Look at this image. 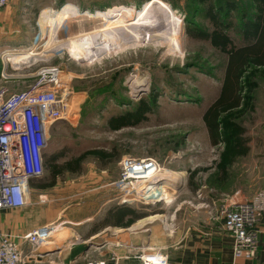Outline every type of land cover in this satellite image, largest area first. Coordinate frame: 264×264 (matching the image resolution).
Segmentation results:
<instances>
[{
  "label": "rangeland",
  "instance_id": "rangeland-1",
  "mask_svg": "<svg viewBox=\"0 0 264 264\" xmlns=\"http://www.w3.org/2000/svg\"><path fill=\"white\" fill-rule=\"evenodd\" d=\"M235 2L238 7L232 12L229 34L236 46H242L245 44L241 31L242 12L251 16L257 10L253 0ZM10 4L20 9L21 20L29 21L31 33L36 38L20 52L36 50V54L25 61L21 57H17L18 61L7 58L10 62L7 72L16 76L3 82L9 91L26 90L38 70L47 66L65 69L72 77L74 99L69 121L58 122L49 130L50 139L44 153L45 172L39 182L47 183L52 179L47 170L50 158L56 164H63L91 148L113 155L112 162L105 167L94 161L93 156L87 157L79 173L69 172L58 178L59 188L54 190L55 195L59 194L57 190L64 188L66 177L74 175L69 179L79 182L80 175L88 169L85 166L88 162L94 164L96 172L106 170L118 176V160L125 156L156 159L164 168L160 176L173 177L175 183L161 182L156 186L161 187L157 190L161 192L158 194L161 202H136L130 206L148 216H163L161 221L137 229L133 239L134 243L146 246L148 251H161L160 247L174 240L177 229L187 228L193 222L205 226L208 217L217 223L212 216L219 215L222 204L219 200L224 198L215 191L216 185L221 189L243 187L250 196L264 188V77L261 75L257 78L254 111L247 112L242 119L250 138L251 152L237 161L225 184L213 178L215 172L211 169L198 171L213 168L220 153V147H214L210 142L203 116L220 96L228 61V56L214 48L210 41L194 39L187 34V30L197 28L212 30L205 17L204 5L191 0H10ZM66 4L80 12L91 13L116 7L142 11L150 4L159 9L169 8L166 12L156 13L145 23L118 17L120 19H114L117 26H123H112L109 30L106 26L111 25L112 20L107 23L102 19L72 17L61 29L53 17L45 20L50 13H55L56 17ZM26 64L33 66L19 72L10 69V65L21 69ZM4 67L1 59L0 68ZM81 93L86 99L79 106L84 100L78 97ZM143 101L152 108L146 119L119 131L109 128L111 117L135 110ZM200 194L202 198H199ZM214 202L219 204L218 207L213 206ZM209 209H215L212 215H209ZM63 232L61 229L54 236V246L44 249H54L44 257L54 258L47 264H62L64 252L60 248L69 244L64 240L69 235ZM111 235L92 239L89 253L74 264L96 260L93 253L101 252ZM76 236L72 240H84Z\"/></svg>",
  "mask_w": 264,
  "mask_h": 264
},
{
  "label": "built area",
  "instance_id": "built-area-1",
  "mask_svg": "<svg viewBox=\"0 0 264 264\" xmlns=\"http://www.w3.org/2000/svg\"><path fill=\"white\" fill-rule=\"evenodd\" d=\"M9 3L10 0H0V11ZM7 63L2 74L5 81L16 77L7 72ZM32 66L26 64L17 69L10 65V69L19 72ZM34 77L29 88L18 93H11L6 86L0 88V210L23 208L28 204L31 180L42 178L45 172L44 152L50 139L49 130L58 122L69 121L71 114L74 99L71 75L60 67L47 66L40 68ZM119 165L116 198L121 204L161 202L149 192L161 181L164 168L159 161L125 156ZM40 195V204L51 201L49 193ZM239 195L224 198L217 209L219 215L216 213L218 216L212 218L222 223L224 232L233 241L234 257L253 260L258 253L259 236L264 234V188L249 199H239ZM61 225H47L24 236L1 234L0 264H45L43 259L50 253L43 250L54 246V227ZM25 244L30 246V254L25 253ZM136 258L141 264H169L168 257L160 251L143 249ZM112 259L118 264L116 255ZM88 264L109 262L96 259Z\"/></svg>",
  "mask_w": 264,
  "mask_h": 264
},
{
  "label": "crops",
  "instance_id": "crops-1",
  "mask_svg": "<svg viewBox=\"0 0 264 264\" xmlns=\"http://www.w3.org/2000/svg\"><path fill=\"white\" fill-rule=\"evenodd\" d=\"M19 10L15 4L9 3L7 8L0 11V60L4 57L5 63L7 62V58H9L7 54L20 52V50L29 46L34 38L31 33V24L29 21L21 20V15L18 13ZM10 58L11 60L17 59V57L13 56ZM18 58L21 59L20 57ZM19 61L24 62L25 60ZM4 71L5 67L0 68V88L5 86L4 83H6L2 76ZM83 95L81 93L78 96L84 98L79 106L86 99V96L84 97ZM93 150L97 149L91 148L85 152ZM218 159L219 156L214 162ZM94 161L97 162V159H94ZM119 163L120 161L118 160V167L120 168ZM85 166L88 169L80 175L78 179L80 181H71L69 179L74 175L66 177L69 180L65 178L66 180L63 182L65 186L62 191L57 190L59 192L58 195L54 194V190L59 188L57 185L59 184V180L53 188L48 189L42 188L40 183L37 182L38 179L31 180V194L29 202L25 207L0 210V235L7 233L13 236H24L41 227L61 223L62 225L57 226V228L62 227L63 234L69 235L68 238L64 239L65 241H69V244L67 243L66 246L64 245L63 248H60L61 252H64V257L66 249L77 242L76 239L72 240L74 236L77 235L88 242L92 241V239H102L106 234L112 233L111 238L104 242L105 248L101 252L93 253V255L96 254L97 259L107 260L109 264H115L112 259L113 255L119 258L118 264H141L136 255L141 250L146 249V246L134 243V235H136L137 229L142 228L144 225L148 226L154 224L156 221H161L160 219L163 216L159 214L148 216L146 217L147 219L156 216L160 218L148 220L144 224H141L142 221L146 220L144 218L128 228L114 226L112 220L108 224H104L111 209L114 206L121 205L120 202H117L116 198L118 191L117 182L120 173L118 176H115L113 173L109 174L106 170L96 172L92 162H88ZM210 171L215 172V169L212 168ZM215 188L218 195L223 198L232 197L236 193L240 194L239 199H249L252 197L247 191H244L243 187L239 186L221 189L216 185ZM44 192L49 193L51 201L47 204H40L39 197ZM221 201L219 200V202ZM215 203H213V206L216 205L218 207L219 204ZM130 207L136 208L135 206ZM213 210L215 209H210V212H213ZM129 218H126L124 222ZM165 220L167 221L166 217ZM206 221L205 226H200L196 222H193L187 228H182V230L177 229L174 240L159 248L160 252L168 257L169 264H264L263 233L259 236V248L255 259H236L233 254V241L224 232L222 223L211 222V217H208ZM94 229L96 231H93ZM148 231L151 232V229ZM52 250L54 249H50L49 251ZM146 250L148 251V249ZM24 251L30 254V246L28 244H25ZM53 259L49 258V260ZM49 260L45 258L44 263L47 264Z\"/></svg>",
  "mask_w": 264,
  "mask_h": 264
},
{
  "label": "trees",
  "instance_id": "trees-1",
  "mask_svg": "<svg viewBox=\"0 0 264 264\" xmlns=\"http://www.w3.org/2000/svg\"><path fill=\"white\" fill-rule=\"evenodd\" d=\"M191 1L206 7L205 17L210 21L212 30L208 32L197 28L187 30V34L194 39L210 41L214 48L228 56L220 96L203 116L212 146L220 147L219 159L214 162L213 178L222 184L229 181L231 169L237 161L247 157L251 152L250 138L247 137L248 131L242 119L247 112L254 111L257 78L260 75L264 77V0H253L257 10L255 14L247 16L242 12L241 31L245 41L242 46H236L229 34L232 28L231 15L238 7L235 0H220L218 3H215L218 0ZM151 109V106L143 101L137 109L111 117L108 126L114 131L133 126L146 119V114ZM89 156L103 163L104 167L112 162L113 158L110 152L104 150L85 152L63 164H56L49 157L47 170L49 178L52 179L47 183L45 181L40 183L39 178L37 182L42 188H53L60 176L69 172L79 173L82 162ZM210 169L212 168L198 171L208 172ZM147 216L148 214L142 210L130 207V204H121L111 209L104 224L112 220L114 226L128 228ZM128 217L130 218L124 222Z\"/></svg>",
  "mask_w": 264,
  "mask_h": 264
},
{
  "label": "bare ground",
  "instance_id": "bare-ground-1",
  "mask_svg": "<svg viewBox=\"0 0 264 264\" xmlns=\"http://www.w3.org/2000/svg\"><path fill=\"white\" fill-rule=\"evenodd\" d=\"M163 8L167 9L168 11V6H163ZM156 9L157 12L154 10ZM165 9H159L158 7H156V5H147L145 6L144 10L142 11H136L132 8H129V7H116V8H113L108 11H105V12H96V13H91V12H80L79 10H77L76 8H74L71 4H66L65 6H63L62 10L60 13H57L56 14V17H55V13H50L48 14L46 17H45V20H49V18L53 17V19H55L54 21L56 23H59V26H60V29L64 26V24L69 21L72 17H80V16H84V17H87L89 19H102L104 21H106L107 23H111L110 21L112 20V23L111 25H107L106 28L107 30H109V28H113V27H120V26H123V25H120L117 26L118 23H116L117 21L114 20V19H117L118 17L120 18H130L131 20H135L136 22H139V23H142V22H147V20H151L152 16L155 15L156 13L160 12V11H164L166 12ZM170 12V10H169ZM168 13V12H167ZM118 18V19H120ZM120 21V20H119ZM122 22V21H121ZM132 25V24H130ZM113 26V27H112ZM57 27V26H56ZM122 29V28H121ZM179 32L181 31V28L180 30H178ZM103 32V31H102ZM105 32V31H104ZM66 47V46H65ZM75 48V47H74ZM16 50V49H15ZM75 50V49H74ZM77 50V48H76ZM75 50V51H76ZM36 50H28V51H23V52H16V53H9L7 54L8 56L7 57H21L23 60H27L29 57H33V55H35L36 53ZM80 55V54H79ZM15 63V62H14ZM13 63V64H14ZM162 173V172H161ZM177 177V176H176ZM182 178V177H181ZM177 179V178H176ZM161 181L158 182L155 186L151 187L150 189V193H152L153 195H157L161 192H157V190L161 187H156L157 185L160 186V183L161 182H168V183H171V182H174L175 181V178L171 177V178H168L166 175L163 174V176L161 177L160 179ZM181 180V179H180ZM179 180V181H180ZM178 182V181H177ZM175 183V182H174ZM165 187V186H164ZM162 191V190H161ZM163 192V191H162ZM160 217L156 216V217H152V218H149L145 221H142L141 224H144V222L148 221V220H153V219H159ZM62 228H57V227H54V233L52 234L53 236H56V234L58 232L61 231Z\"/></svg>",
  "mask_w": 264,
  "mask_h": 264
},
{
  "label": "water",
  "instance_id": "water-1",
  "mask_svg": "<svg viewBox=\"0 0 264 264\" xmlns=\"http://www.w3.org/2000/svg\"><path fill=\"white\" fill-rule=\"evenodd\" d=\"M91 241L82 240L78 243L72 244L68 249H66L65 255L62 258V264H72L79 260L81 257L85 256L91 249ZM46 253H52L51 251H46Z\"/></svg>",
  "mask_w": 264,
  "mask_h": 264
}]
</instances>
